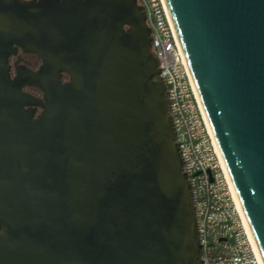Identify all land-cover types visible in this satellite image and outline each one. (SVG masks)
<instances>
[{"label": "water", "instance_id": "obj_1", "mask_svg": "<svg viewBox=\"0 0 264 264\" xmlns=\"http://www.w3.org/2000/svg\"><path fill=\"white\" fill-rule=\"evenodd\" d=\"M165 3L264 264V0ZM151 41L137 0H0V264H201Z\"/></svg>", "mask_w": 264, "mask_h": 264}, {"label": "built area", "instance_id": "obj_2", "mask_svg": "<svg viewBox=\"0 0 264 264\" xmlns=\"http://www.w3.org/2000/svg\"><path fill=\"white\" fill-rule=\"evenodd\" d=\"M151 30L195 211L201 264H262L165 0H137Z\"/></svg>", "mask_w": 264, "mask_h": 264}, {"label": "flooded vegetation", "instance_id": "obj_3", "mask_svg": "<svg viewBox=\"0 0 264 264\" xmlns=\"http://www.w3.org/2000/svg\"><path fill=\"white\" fill-rule=\"evenodd\" d=\"M42 64V59L38 56V54L33 52H26L21 48H18L16 53L11 54L8 58L9 71L8 74L11 79H14L18 72L23 69H28L32 71H36ZM67 79V77H65ZM22 90L29 95H32L37 98H42V91L33 85H24ZM41 108L37 107L36 114L38 115L41 112Z\"/></svg>", "mask_w": 264, "mask_h": 264}, {"label": "bare ground", "instance_id": "obj_4", "mask_svg": "<svg viewBox=\"0 0 264 264\" xmlns=\"http://www.w3.org/2000/svg\"><path fill=\"white\" fill-rule=\"evenodd\" d=\"M235 190V189H234ZM235 194H236V192H235ZM237 196V195H236ZM238 199V198H237ZM239 202V201H238ZM240 205V204H239ZM241 208V207H240ZM242 210V209H241ZM243 213V212H242ZM244 215V214H243ZM245 217V216H244Z\"/></svg>", "mask_w": 264, "mask_h": 264}, {"label": "trees", "instance_id": "obj_5", "mask_svg": "<svg viewBox=\"0 0 264 264\" xmlns=\"http://www.w3.org/2000/svg\"><path fill=\"white\" fill-rule=\"evenodd\" d=\"M65 77H67V76H65Z\"/></svg>", "mask_w": 264, "mask_h": 264}]
</instances>
